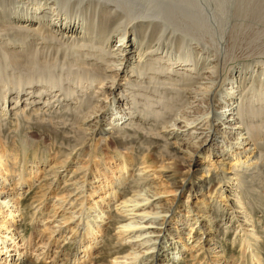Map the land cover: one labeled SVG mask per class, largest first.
Returning <instances> with one entry per match:
<instances>
[{
	"label": "rangeland",
	"instance_id": "obj_1",
	"mask_svg": "<svg viewBox=\"0 0 264 264\" xmlns=\"http://www.w3.org/2000/svg\"><path fill=\"white\" fill-rule=\"evenodd\" d=\"M19 1L28 2L32 5L35 3L34 0H9L7 4H5L6 9L8 10L10 7L17 5ZM39 1L42 4L41 10L45 12H49L48 10H51L50 8L53 7V5L56 6L55 8L60 7L63 9L65 8L64 6H66V0ZM186 1L190 9L184 12V15H182L183 19L174 23L176 26L175 28L179 30L176 32L177 35L181 37V39L176 42V48H183L180 54L184 58H189L190 53L194 52L195 49L187 43L189 42L188 40H193L192 42L195 44L199 43L198 48L201 51L203 50L202 53L207 56L210 65L201 73L202 75L200 78L202 79L199 80L200 83L193 86L194 88L191 87L189 89L190 92L198 95V100H192L190 106L183 108L179 112V116L173 117L174 121L172 120L169 124H160L159 131L169 135L174 149L176 148L184 157V161L174 160L166 162V164H172V168L164 170V173L175 175L178 180L188 173H190V175L193 174L192 170L189 172L188 166L192 165L193 169L196 159L198 160V164L195 163L194 171L199 169V164L204 165V168L208 166L209 168L207 169L211 167L213 171L223 159H227L231 157V154L235 155V153H239L247 148L249 141L247 140L246 131L243 130L240 124H235L238 120H236V111L233 107H236L237 103L240 101V95L250 97L254 106H262L263 104L260 102V99L264 96V91L261 92L262 89H260L261 91L254 94L252 97L253 88L250 86L251 81L243 86L237 84L234 79L237 67L244 64L249 67L254 73V77L257 79L254 80L253 86L263 85L260 82L264 74V0ZM122 12L127 15L125 11ZM2 31H0L3 33H0V117L5 119L12 114L11 116H15L12 118L15 122H18L20 129L18 131H8V140L0 141V154L8 150L7 162H4L5 167L2 168L3 166H0V202L7 198V201L10 203L8 207L9 210L7 208L0 210V222L2 219L7 222L9 218H7V213H9V211L13 212V214L17 216L16 221L20 227V236H14L12 240L9 239L11 245L15 246L18 252L12 251L6 254L5 250L4 253H1V255H4L1 256L2 260H0V264H12V262L18 260L19 252L22 253L23 258L27 250L29 253L28 255L38 260L39 263L65 264V261L69 260V258L73 261L75 246L71 239L79 233L78 227L76 226L78 224V218L82 213H85L84 220H86V222L89 220L90 223H92L94 233L96 232L99 239L93 241L91 238H88L86 234L84 235L85 229L81 230L82 227H80L82 236H84H81L83 238L79 244L81 248H79L77 253V259L80 258V264L84 262V253L87 251L86 249H88V251L90 250L89 253L91 257L89 260L92 264H95L96 260V264H114L116 262H119L118 264H132V258L135 255L125 257L128 253L136 254L134 257L138 258H136V260L149 257V254L154 252L153 250L149 252L146 250V247L151 245L150 243L142 246V239H137L140 240L141 243H138L139 241L136 242L135 239L134 241L133 239H128L122 242V237L119 236L120 228L123 225L120 224L123 218L120 210H123L122 208L125 205L121 204L122 200H118L120 198L117 196H119L123 187H119L117 184H119L124 176L130 177V181L125 184V191L130 193L128 198L132 196L129 187H134L136 185L135 179L137 180L139 178L145 179V181L141 182V184L145 185L146 190L144 194L152 196V194L156 192H166L165 195H160L155 198L159 200L157 201L159 202L157 205L159 212L166 210L167 207H171L172 211L168 215L171 217L174 211V217L172 216L166 224V226L168 225L166 228V236L172 239V242L177 243V250L175 251V256H173L174 259L166 261L164 264H244L245 262L246 264H251L250 259L252 258L253 260L255 255L248 249H245L246 247H244L241 237L244 233L242 229L251 230L253 226L260 236L259 256L264 255V158L253 165L246 174V183L252 186V188L249 190L247 187L242 188L245 193L249 191L251 193L245 196L247 198V204L249 202L248 209L251 204L257 205L256 207L252 206L253 208L251 209L253 211L249 209L252 212V215L249 214L250 217H255L251 218L253 223H246L241 216V221L238 222L236 218H232L235 215L231 216V220H233L230 221V216L228 214L233 212V209H231L233 208L231 207V202H226L227 199L225 196L217 198V196L215 197L212 193V188L215 187L216 181H213L212 185L209 188L207 187V190L205 189L206 191L204 190L203 193L200 192L201 194L198 193V196L196 195L188 200V192L178 196L179 193L173 190L169 180L163 177L165 174L160 176V173H162L160 167L164 164H162L163 158L160 159L157 152L142 153L139 150L135 152L133 151V145L128 146L127 149H117L112 144V130L111 126L108 124L114 119H118L117 122L120 121V124L127 122L129 119L127 113H129V111H127L126 108L129 106V101H124L117 105H110L116 90L113 91L107 88V86L101 87L94 84L91 88V90H95L97 87L101 88L99 90L96 89V92H99L96 96H99L103 91L105 92L100 96L98 100L99 103L96 107L98 109L100 108V113L106 114V117L101 123L104 135L97 136L94 138L93 142H87L81 149H78V151L74 152L68 158L67 145L63 146L60 142H55L54 139H56V137L50 135L51 133L49 131L36 128L34 132H37V135H33V130L29 131V135H27L26 139L30 141L32 145L31 147L29 146L30 148L28 147L27 150L30 153L27 154L28 159L26 160L28 161H24L22 151L20 150V139L12 138L11 135L27 133L26 127L29 120L26 118V115L34 112L37 103L31 102L23 97L25 92L20 94L18 104L4 102L6 100L1 97L3 92L2 88L7 86V84H9L8 87H13L14 83L25 86L23 85L25 84L23 75L28 73V71H22L19 68L9 65L8 51L13 48L18 50V48L21 47L23 41L21 33L17 29L12 28H6ZM119 34V32L117 35L115 34L116 43L113 42L110 47V50L117 54V56H115L117 59L124 56L123 54L125 53H123V51L127 46L128 40L120 41L121 38ZM8 47L9 49H7ZM73 57H77V55L75 54ZM48 61H51V59H42V62H46L47 64ZM118 64H120V62L116 65ZM49 66L45 68L46 70L44 69L45 72L50 71L59 80L66 81L67 66H63L62 62H58L57 65ZM177 67L179 71H181V69H188V67H185V63H179ZM14 68H16V71ZM17 71L19 72L17 73ZM109 74L116 76L117 80H120L122 86L126 85L127 77L125 74H122L121 67L112 66V68L109 69ZM14 75L17 76L15 77ZM65 81L64 83H67ZM15 91L16 90L13 92L15 93ZM123 91L124 88L120 89L118 93L122 94ZM118 93H116V95ZM2 102L4 103L2 104ZM55 103V108L57 110L65 108L66 104H64L62 97H59V100L57 98ZM70 103L76 104V101ZM26 104L30 105L26 107ZM125 104L128 105L125 106ZM259 108L257 107V109ZM23 109L26 110L24 111L25 113L20 112ZM42 109H44L43 105ZM44 110L47 109L45 108ZM185 112L187 113L185 116L192 119V121L197 118L196 120H198V122L186 125L182 117ZM263 117L264 113L261 119H263ZM137 118L135 117V119L139 120L140 117L137 115ZM171 118V116H168L167 121L169 122ZM175 118L177 120H175ZM203 119V124L206 122L208 125L212 124V129H216L220 132V138L209 146V139L206 141L207 137H205V134L211 135V133H209L210 129H208L207 126H204L202 131H205V134L202 135L201 138L195 139L194 136L190 137L189 135V132L195 131L192 128H199L200 125L196 124L203 121ZM260 120L255 119L254 122ZM175 121L176 126L175 124L173 125ZM30 122V124H34L33 121ZM114 122L116 121H113V123ZM203 124L200 127H202ZM84 127L88 130L89 134L97 130V128H95V122L87 121L84 123ZM179 127H181L185 133H181L182 131L177 129ZM174 128H176L175 131H172ZM5 130H7L6 127ZM177 131L180 135L174 134L170 136L169 133ZM262 143H264V140H262ZM92 147H96L97 151L95 154H92L93 159H89ZM161 148H163V144H161ZM33 151H36L37 154L35 159L33 158L35 154L32 153ZM143 158L149 160L146 166L140 163L143 161ZM147 166H151V168ZM6 169L9 171H6ZM20 173H25V175L30 173V175L26 176V182H19L18 175ZM228 173L233 174L231 171ZM202 175L205 176L204 174ZM214 175L216 174L212 172L213 178ZM199 177L197 178L200 179ZM229 177H233V175H229ZM256 190L257 192H254ZM115 192L119 194H115ZM254 196L260 197L258 199ZM175 198L177 199L175 200L176 202L172 203V200ZM250 198H252L253 201ZM217 200L220 202H217ZM261 201L263 202L260 203ZM127 205L130 206L124 208L126 211L133 209V207H131L132 204ZM235 206V211L238 210V212H242L238 208L240 206L237 204ZM74 213H77L75 217L73 216ZM130 213L131 212L127 214ZM132 217L133 215L128 218ZM133 221H138V218L133 219ZM145 221L147 220L143 222ZM227 222L228 224H226ZM243 222L244 226L242 227L240 225L243 224ZM142 225L145 226V224ZM7 227L8 224H6L2 230L6 231ZM55 230L58 231L52 234L48 242L53 249H50L49 254H47V248L44 250V242L49 239L50 234ZM59 231H61V235L63 234V238H60V240H58V238L61 235L57 234ZM66 236L68 240L63 242ZM30 244L33 246L32 250L26 248ZM202 246L204 247L203 249L201 248ZM120 247L123 248L122 251H119ZM10 249L15 250V248L12 247L9 248V250ZM120 252L121 254H117ZM56 253H58V255H56ZM70 253L71 256H68ZM37 257L39 258L37 259Z\"/></svg>",
	"mask_w": 264,
	"mask_h": 264
},
{
	"label": "bare ground",
	"instance_id": "obj_2",
	"mask_svg": "<svg viewBox=\"0 0 264 264\" xmlns=\"http://www.w3.org/2000/svg\"><path fill=\"white\" fill-rule=\"evenodd\" d=\"M7 1L9 0H0V31L6 28L17 29L23 38L22 45L18 50L14 48L9 49L10 46L7 48L9 49V65L19 68L22 71H28V73L23 75L25 82L23 85L25 86L14 83L13 87H8L9 84H7V86L2 88L3 92L1 97L6 100L4 102L18 104L20 94L25 92L23 97L31 102L37 103L34 112L26 115V118L29 120L26 127L27 133L11 135L12 138L20 139V150L22 151L24 161H28L26 160L28 159L27 154L29 153L27 150L28 147L32 145L30 141H27V135H29V131L32 130L33 135H37V132H34L36 128L49 131L51 133L50 135L56 137V139L53 138L55 142H60L63 146L67 145L68 158L74 152L78 151V149H81L87 142H93L94 138L97 136L104 135L101 123L106 117V114L100 113V108L98 109L96 107L99 103L98 100L100 96L105 92L103 91L104 93L101 92L99 96H96L97 93H99L96 92V89L99 90L101 88L97 87L95 90H91V88L94 84L101 87L107 86V88L113 91L116 90L110 105H117L124 101H129V106L126 108L127 111H129V113H127L129 117L127 122L120 124V121L117 122L118 119H114L108 124L111 126L112 130V144L117 149H127L128 146L133 145V151L135 152L138 150L142 153L157 152L160 159L163 158L162 164H164L160 167V170H162L160 176L165 174L163 177L169 180L173 190L179 193L178 196L188 192V200L191 197L198 196L200 192L203 193L207 187L209 188L212 185L213 181H216L215 187L212 188L213 192H209H212L217 198L225 196L227 199L226 202H231V207H233L231 209H233V212L231 214L227 213L230 216V221L236 218L239 222L241 218H244L246 223H253L251 218L254 216L250 217L249 214L252 215V206L256 207L257 205L251 204V207L249 206L251 211L248 209L249 202L247 204V198L245 196L250 193V191L245 193L242 188L247 187L248 190L252 188V186L246 183V174L253 165L264 158V143H262V140H264V117L261 119L264 113V96L260 99L263 105L254 106L250 97L240 95V101L237 103L236 107H233L236 111V120H238L235 124H240L243 130L246 131L247 140L249 141L248 147L246 146L247 148L239 153H235V155L231 154V157L227 159H223L213 171L211 167L207 169L209 167L207 166L204 168L202 164H199V169L194 171L195 163L198 164V160L196 159L193 169L192 165L188 166L189 172L191 170L193 171L192 175L188 173L178 180L175 175L164 173V170L172 168V164H166L167 161H184V157L176 148L174 149L169 135L159 131L160 124H169L172 120L174 121L173 117L179 116V112L183 108L190 106L192 100H198V95L193 94L189 89L200 83L199 80L202 79L200 78L202 75L201 73L210 65L207 56L202 53L203 50L201 51L198 48L199 43L195 44L192 42L193 40H188L189 42L187 44H190L193 49H195L194 52L190 53L189 58H184L180 54L183 48H176V42H178L181 37L177 35L176 32L179 30L175 28L176 26L174 23L183 19L182 15H184V12L190 9L186 0H66L64 9L60 7L55 8L56 6L53 5L54 8L51 7V10H48L49 12L41 10L42 4L39 0H34L35 3L33 5L28 2L19 1L17 5L10 7L8 10L5 5ZM122 11H125L127 15ZM118 32L120 33V41L128 39L127 46L123 51L125 54L119 59L115 58L117 54L110 50L112 43L116 41L115 34L117 35ZM75 54L77 57H73ZM49 58L51 61H48V64L42 62V59ZM58 62H62V65L68 68L66 72V81L64 80L68 84L64 83L63 80H59L52 72L44 71L47 66L57 65ZM118 62H120V64L116 65ZM179 63H185V67H188V69H181V71H179L177 67ZM112 66L121 67L122 74H125L127 77L125 86L120 84V80H117L116 76L109 74V69L112 68ZM16 68H14L15 71ZM9 72L12 73L11 71ZM18 72L19 71H17V73ZM14 76L16 77L17 75ZM234 79L237 84L243 86L251 81L250 86L253 88L252 97L254 94L259 93V91H261L260 89H262L261 92L264 91V74L260 82L263 85L253 86L254 80L257 79L254 77V73L249 67L244 64L237 67ZM122 88H124L123 93H118ZM14 90H16L15 93L13 92ZM116 93L118 94L116 95ZM58 96L60 98L62 97L64 104H66L65 108L60 110L55 108L56 99L58 98L59 100ZM72 101H76V104L70 103ZM4 102H2V104ZM29 105L30 104H26L25 106L28 107ZM42 105L44 109L46 108L47 110L42 109ZM127 105L128 104H125V106ZM257 107L260 108L257 109ZM24 109L20 112L25 113L24 111L26 110ZM11 115L9 117L7 116L8 118L5 119L0 117V141L8 140V131L12 132V130L18 131L20 129L18 122H15L13 119L15 116L13 117ZM137 115L140 117L139 120H137ZM183 115L182 117L186 125L198 122V120H196L197 118L192 121V119L185 116L187 115L186 112ZM168 116L172 117L169 122L167 121ZM135 117L137 119H135ZM255 119L261 120L254 122ZM175 120L177 119L175 118ZM30 121H33L34 124H30ZM87 121L95 122V128H97V130L89 134L88 130L84 127V123ZM113 121L116 122L113 123ZM203 123L204 119L196 125L201 126ZM174 124L176 126V121L173 125ZM200 126L199 128H192L195 131L189 132L190 137L194 136L195 139L201 138V136L205 134V131H202L204 126H207L211 131H209L211 135L205 134V137H207L206 141L209 139L208 146L220 138V132L216 129H212V124L208 125L206 122L202 127ZM5 127L7 130H5ZM175 129L176 128L172 129V131H175ZM177 129L182 131L181 133H185L181 127ZM169 134L170 136L174 134L180 135L178 131ZM161 144H163V148H161ZM90 151L91 154H89V159H93L92 154L96 153L97 148L92 147ZM7 153L8 150H5L4 153L0 154V166L2 165V168L5 167L4 162L6 158H8ZM32 153H35L33 155L35 159L37 157L36 151ZM147 161H149L147 158H143V161L140 163L146 166L148 164ZM147 167L151 168V166ZM6 171L9 170L6 169ZM229 171L233 172V174L228 173ZM212 172L216 174L214 178ZM154 173L156 174V171ZM28 175H30V173ZM28 175L20 173L18 175L19 182H26V176ZM229 175H233V177H229ZM129 181L130 177L124 176L119 184H117L119 187H123L122 190L120 189L121 193L115 192V194H119L117 197L120 198L118 200H122L121 204L125 205L122 208L123 210H120L123 215L120 224L123 225L120 228L119 236L122 237V242H125L123 240L133 239L134 241L135 239L136 242L139 241L138 243H141L140 240L137 239H142L141 241L143 242L141 245L143 246L150 243L151 245L146 247V250L148 252L153 250L154 252L149 254L150 256L146 259L141 260H136L137 257L134 258L136 254L131 253L126 254L125 257L135 255L133 257L135 260L132 258V264H144L146 262V264H164L166 261L173 260V256H175V251L177 250V243L172 242L173 240L166 236V228L168 227L166 224L172 216L174 217V211L171 217L168 216L172 211L171 207H167L166 210L159 212L157 208L159 203L157 201L159 200L155 198L160 195H165L166 192H156L152 194V196L144 194L146 189L145 185L141 184V182L145 181V179L139 178L137 180L135 179L136 185L134 187H129L132 196L128 198L130 193L125 191V184ZM254 192H257V190ZM259 197L260 196L255 198L259 199ZM250 199L252 200V198ZM7 200L8 199L5 198L0 202V210H4L5 208L8 209L10 203ZM175 200L177 199H173L172 203L176 202ZM218 201L219 200H217V202ZM262 202L263 201L260 203ZM127 204H132L131 207H133V209L126 211L124 208L130 206ZM236 204L240 206L237 207L242 212H238V210L235 211ZM129 212L131 213L127 214ZM75 215H77V213H74L73 216L75 217ZM84 215L85 213H82L78 218V224L76 226L80 234L78 233V235H75V237L71 239L75 246L74 256L72 255L74 260L72 261L69 258V260L65 261V264H80V258L77 259V253L79 248H81V246H79L81 239L84 237L82 236L80 227H82L81 230L85 229L84 235L86 234L88 238H91L93 241L99 239L96 232L94 233L92 223H90L89 220H87V222L84 220ZM131 215H133V217L128 218L129 216L131 217ZM232 215L235 216L232 217L233 219L231 220ZM16 217L17 216L13 214V212L9 211V213H7L8 221L5 222L2 219L0 222V260H2L1 256L4 255H1V253H4L5 250L6 254L12 251L18 252L16 247L12 246L9 242V239L12 240L14 236H20V227L16 221ZM135 218H138V221H133ZM144 220L147 221L143 222ZM6 224H8L7 230L3 231L2 228H4ZM142 224H145V226ZM226 224H228V222ZM240 226L243 227L244 222ZM57 231H53L49 239L44 242V250L47 248V254H49L50 249H53L48 242L52 234H55ZM242 231L244 233L241 237V241L244 247H246L245 249H248L256 257H254L253 260L252 258L250 259L251 264H264V255L259 256L261 242L258 231L256 228L254 229V226L251 230L242 229ZM60 232L61 231L57 234L61 235ZM60 238H63V234L58 240H60ZM66 240H68L67 236L63 239V242ZM11 247L15 248V250H9ZM26 248L32 250L33 246L30 244ZM201 248L203 249L204 247L202 246ZM86 250L83 264H92L89 260L91 257L89 253L90 250ZM122 250L123 248L120 247L119 251ZM28 254L27 250L26 255L22 258V253L19 252L18 260L12 262V264H47L46 262L39 263L38 260L33 259ZM117 254H121V252ZM56 255H58V253H56ZM68 256H71V253ZM38 258L39 257H37V259ZM96 263L97 260L95 261V264ZM118 263L119 262H116L114 264ZM244 264H246V262Z\"/></svg>",
	"mask_w": 264,
	"mask_h": 264
}]
</instances>
